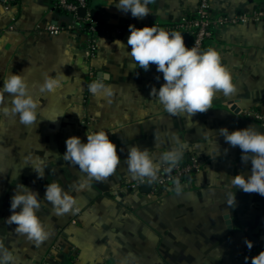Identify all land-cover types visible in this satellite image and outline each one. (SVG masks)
<instances>
[{
  "label": "crops",
  "instance_id": "obj_1",
  "mask_svg": "<svg viewBox=\"0 0 264 264\" xmlns=\"http://www.w3.org/2000/svg\"><path fill=\"white\" fill-rule=\"evenodd\" d=\"M56 2L0 0V88L10 73L23 74L39 100L37 122L31 126L20 123L18 116L0 114L3 250L13 252L15 264H245L247 255H258L264 250V197L231 185L235 175L250 174L251 164H243L241 149L227 144L218 131L254 126L264 133V127L241 115L264 104V17L258 23L217 27L202 46L201 52L212 47L220 53L236 91L230 96L217 93L205 113L173 116L150 95L152 87L158 91L165 83L163 73L156 65L144 71L128 55L129 25L177 31L175 24L194 14L198 0H154L143 19L120 11L118 0H88L103 26L93 58L85 55L83 32L51 35L44 30L50 24L73 23L55 8ZM211 6L213 13L229 16L264 13V0H211ZM180 33L190 48L189 38ZM61 73L67 79L60 89L39 92L45 75ZM94 81L110 86L112 94L90 93L88 85ZM101 129L117 146L120 165L106 181L91 180L77 192L73 184L83 182L86 174L63 159L65 142L75 136L87 143V132ZM181 144L179 162L193 158L200 165L181 182V192L127 188L139 180L126 164L131 146L148 149L158 161ZM37 159L44 162L43 178L22 162ZM20 181H27L25 187L39 199L48 184L57 182L77 201L78 213L62 216L54 214L45 199L40 201L37 215L51 235L39 246L5 222L12 214L14 184ZM231 197L235 201L230 205ZM245 239L254 244L250 251Z\"/></svg>",
  "mask_w": 264,
  "mask_h": 264
},
{
  "label": "clouds",
  "instance_id": "obj_2",
  "mask_svg": "<svg viewBox=\"0 0 264 264\" xmlns=\"http://www.w3.org/2000/svg\"><path fill=\"white\" fill-rule=\"evenodd\" d=\"M154 0H118L115 6L122 12H131L132 17L143 19L150 14L149 5ZM4 9H0V14ZM130 35L127 44L131 46L128 55L144 71L150 65H156V70L163 73L165 83L157 89L152 87L150 95L158 98L165 112L177 116L187 114L194 117L205 113L212 106L217 93L230 96L236 91L230 70L222 63L220 53L212 47L201 52L197 47L188 48L183 35L178 31H166L156 26L136 28L129 25ZM118 46H124L121 41H115ZM125 47V46H124ZM62 79H67L63 73L59 77L45 75L44 82L39 85L40 93H55L62 86ZM159 79V77H157ZM93 95L108 97L112 94L110 86L103 82L94 81L88 85ZM7 94V95H6ZM39 100L33 96L28 82L23 74H12L3 81L0 88V114L5 117H19L20 123L31 126L37 122ZM220 137L231 147H239L242 151L241 162L251 164L250 174L235 175L231 185L248 194H258L264 197V133L254 126L235 130L231 133L227 128H220ZM87 143H82L79 137L66 140V152L63 159L86 174L83 182L74 183L73 189L83 191L88 182H104L113 175L120 165L121 159L117 154V146L110 141L104 130L87 132ZM183 145L173 147L154 160L148 149L141 150L138 146H131L128 150L126 164L134 179L148 178L155 181L161 171V166L167 165L171 172L183 157ZM227 149H225V153ZM43 160H35L30 165L40 178L44 177ZM175 191H182L179 178L174 180ZM44 199L52 206L56 215L75 213L78 211L76 199L61 188L57 182L46 186ZM231 197L228 203H234ZM41 207L38 193L31 191L23 184H16L11 197V215L6 219L8 225H16L15 231L25 235L36 245L44 242L51 235L46 225L37 215ZM19 209V211H17ZM244 244L250 251L254 244L245 239ZM13 252L4 251L0 244V264H15ZM245 264H248L245 258ZM250 264H264V250L251 258Z\"/></svg>",
  "mask_w": 264,
  "mask_h": 264
},
{
  "label": "built area",
  "instance_id": "obj_3",
  "mask_svg": "<svg viewBox=\"0 0 264 264\" xmlns=\"http://www.w3.org/2000/svg\"><path fill=\"white\" fill-rule=\"evenodd\" d=\"M7 2H15L17 0H5ZM55 8L68 15L73 23L59 26L50 24L45 27V31L51 35H58L62 32H70L79 30L86 37L85 55L87 58H93L97 53V41L101 32L99 21L92 16V12L88 7L87 0H57ZM83 8L85 14L79 16L78 10ZM264 17L262 11H255L252 14L239 13L236 15H225L213 13L211 0H198L196 10L192 16L186 17L176 23L174 29L184 33L190 39V48L197 47L200 51L204 42L211 38L212 32L217 27L236 26L239 24L258 23ZM241 115L260 126L264 127V104L257 109H245ZM199 162L196 159H190L186 162H179L172 169V174L167 171V165L161 166V171L155 181L148 178L139 179L127 186L129 190H138L142 184L150 183V192L160 194L162 191H175L174 180L179 178L181 182L190 177L199 169ZM78 212L76 211L75 214ZM73 224L74 220L71 221ZM256 254L247 255L248 264L251 258Z\"/></svg>",
  "mask_w": 264,
  "mask_h": 264
},
{
  "label": "water",
  "instance_id": "obj_4",
  "mask_svg": "<svg viewBox=\"0 0 264 264\" xmlns=\"http://www.w3.org/2000/svg\"><path fill=\"white\" fill-rule=\"evenodd\" d=\"M77 14L79 16H83L85 14V10L83 8H80L78 10ZM92 16L95 17V13H92ZM169 174H172V172H170ZM140 191L143 192V193H149L150 192V183L142 184L140 186Z\"/></svg>",
  "mask_w": 264,
  "mask_h": 264
},
{
  "label": "rangeland",
  "instance_id": "obj_5",
  "mask_svg": "<svg viewBox=\"0 0 264 264\" xmlns=\"http://www.w3.org/2000/svg\"><path fill=\"white\" fill-rule=\"evenodd\" d=\"M22 162H24L26 165H28V166H32V165H30L33 161H22ZM20 183L21 184H23L24 186L25 185H28V182L27 181H20ZM19 183V184H20ZM33 188H35V185L33 186V184L34 183H29ZM14 188H15V184H14ZM3 200H5V199H3ZM44 200V198L42 197L41 199H40V201H43Z\"/></svg>",
  "mask_w": 264,
  "mask_h": 264
},
{
  "label": "trees",
  "instance_id": "obj_6",
  "mask_svg": "<svg viewBox=\"0 0 264 264\" xmlns=\"http://www.w3.org/2000/svg\"><path fill=\"white\" fill-rule=\"evenodd\" d=\"M69 1H72V0H69ZM87 2H88V0H87ZM96 18V17H95ZM99 26H100V28H102L103 26L99 23ZM190 40V39H189ZM190 42L191 41H189V45H190Z\"/></svg>",
  "mask_w": 264,
  "mask_h": 264
}]
</instances>
